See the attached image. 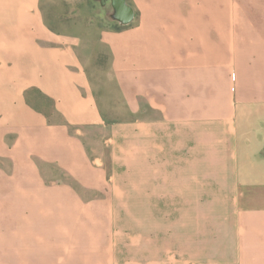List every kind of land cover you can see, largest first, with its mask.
Segmentation results:
<instances>
[{"label":"crops","instance_id":"1","mask_svg":"<svg viewBox=\"0 0 264 264\" xmlns=\"http://www.w3.org/2000/svg\"><path fill=\"white\" fill-rule=\"evenodd\" d=\"M195 2L221 9L173 0L188 10L143 15L135 40L104 32L120 70L135 69L119 81L126 111L111 116L64 2L0 0V264H82V198L118 197L224 200L233 233L207 239L215 251L119 264H264V0H232L231 14L224 0ZM106 147L136 151L135 180L98 176L89 152ZM104 180L121 194L98 195Z\"/></svg>","mask_w":264,"mask_h":264},{"label":"rangeland","instance_id":"2","mask_svg":"<svg viewBox=\"0 0 264 264\" xmlns=\"http://www.w3.org/2000/svg\"><path fill=\"white\" fill-rule=\"evenodd\" d=\"M62 1L64 2L63 14L59 17L65 22L66 32L74 31L76 34L83 35V38L75 41L80 42L77 53L85 73L93 82L98 99L102 107L108 111L107 114L119 116L122 111H126V105L120 96L119 81L121 79L124 81L126 78L128 81L134 79L135 69L130 70V66L128 71L120 70L121 63L115 62V55L109 45L110 40L104 39V32L127 30L130 34L129 40L132 41L136 38L137 19L143 15L182 13L185 9L188 10V6L185 8L165 5L166 2L171 4L173 0H129L136 9L137 15L134 22L124 26L113 18L114 8L111 0H106L104 4L101 0ZM195 1L192 7L194 14L203 9H207L209 13L221 9L212 5L196 6ZM209 2L215 4L216 0H209ZM224 2L225 14H231L232 7L229 4L232 0H224ZM128 56L133 62L135 54L130 51ZM132 105H129V111H132ZM108 121L118 124L122 119L112 118ZM104 137V133L97 134L98 147L101 146L98 142L100 139L104 142ZM89 153L91 156L97 155V165L92 169L102 179H107L114 174L120 177L127 170L130 179L135 180L137 169L135 150L120 151L106 147ZM101 185L105 192H98V195L121 194L112 192L120 189L115 188L120 187L118 183L104 180ZM81 201L82 208L91 209L90 212L82 211L80 216V258L83 263L119 264L121 259L127 256L148 255L157 249H160L162 253L166 251L183 258L185 255L189 257L191 251L200 254L214 249L206 246L210 241L207 239L216 238L217 233L222 234L225 240L233 238L229 228L232 216L231 212L225 214V211L230 209L228 210L224 200L118 197L82 198Z\"/></svg>","mask_w":264,"mask_h":264},{"label":"water","instance_id":"3","mask_svg":"<svg viewBox=\"0 0 264 264\" xmlns=\"http://www.w3.org/2000/svg\"><path fill=\"white\" fill-rule=\"evenodd\" d=\"M104 4L106 0H101ZM114 8L113 18L122 25L132 23L136 17L135 8L128 2V0H111Z\"/></svg>","mask_w":264,"mask_h":264}]
</instances>
